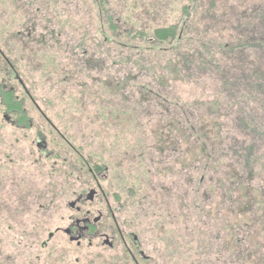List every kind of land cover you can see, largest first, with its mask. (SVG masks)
<instances>
[{
	"label": "rangeland",
	"instance_id": "1",
	"mask_svg": "<svg viewBox=\"0 0 264 264\" xmlns=\"http://www.w3.org/2000/svg\"><path fill=\"white\" fill-rule=\"evenodd\" d=\"M123 1H104L107 12L129 16L135 26L102 43L89 2L0 0V97L12 91L30 118L28 127L11 124L3 116L16 119L0 101V264L54 259L39 244L46 225L36 222L55 221L52 214L86 183L82 160L101 167L103 186L124 205L120 218L132 222L161 264H264V97L224 100L221 78L206 66L162 73L166 61L177 63L170 45L152 51L141 41L150 29L176 23L182 1L161 0L153 13L152 0H137L134 8L128 5L134 0ZM209 26L199 29L214 50L231 29ZM185 33L189 44L178 52L195 62L187 48L196 37ZM81 42L100 65H77ZM115 78L125 82L122 97L111 94ZM140 94L147 98L138 104ZM214 100L223 103L217 123L214 114L200 118ZM169 118L184 137L204 133L201 143L192 139L195 157L192 140L178 138L175 146V137L167 145L157 138V126ZM251 119L254 126L246 123Z\"/></svg>",
	"mask_w": 264,
	"mask_h": 264
},
{
	"label": "trees",
	"instance_id": "2",
	"mask_svg": "<svg viewBox=\"0 0 264 264\" xmlns=\"http://www.w3.org/2000/svg\"><path fill=\"white\" fill-rule=\"evenodd\" d=\"M84 1L86 3L89 2L90 8H93L95 11L93 17L94 20L98 22L97 30L101 35L102 43H112L113 36L116 35V37H119V32L123 33L126 29H131L135 26L131 23L129 16H119V13L115 17L112 11L108 13L104 3L106 0ZM120 1L126 3L123 0ZM152 1L156 6H148L149 11L151 13L158 12L161 6V0ZM181 1L182 5L178 9L180 13L179 20L174 24L158 25L150 29L141 41V43L151 45L152 51H160L161 48L159 45H170L169 49L172 50V55L177 59V63L171 65V61H166L165 68H160L164 71H162V73H169L171 76L179 72V67L183 68V70L191 69V71H195L201 68V66H206V68L214 69V73L221 78L219 82L222 93L224 94V100L228 101L227 99H230L236 103L243 98L247 100L256 98L262 99L264 97L262 96L264 93V0H260L258 3L250 2L246 4L245 2L243 4L238 2L240 0ZM136 3L137 0H134L128 5L134 8ZM24 7H27V5H24ZM227 12L229 13L226 14ZM121 14H124V12H121ZM209 22L211 24L216 22L229 25L231 29V33L226 37V40L216 46L214 49H217L216 51L210 47L211 40L208 34L201 32L202 29H204L205 32L211 30ZM185 30H187V33H185ZM184 33L185 35L188 33L193 34V36L196 37L194 44H192L193 46L188 45L189 48H187V51L192 53L195 58V62L191 60V54L188 56L178 52L179 48L189 44L186 41V36L184 37ZM80 47L81 59L78 60L79 64H77L80 68L90 69V67L101 64L99 58H97L96 61L91 60L94 56L90 55L87 49L83 48L82 42ZM136 62L142 64L144 60L138 57ZM137 68L142 69V66L137 64ZM162 75L164 76L165 74ZM115 79L116 82L110 84V87L114 89V92L111 94H119L121 96L125 87V82H119L117 78ZM239 92L243 94L241 95ZM156 95L159 94L157 93ZM146 98L147 97H143V94H140L136 103H143ZM0 100L1 105L5 107V111L11 114L13 118L15 117L17 125L20 124L23 127L29 126L30 118L21 102L19 100L14 101L15 97L12 91H5L1 95ZM226 105L228 107L231 104L226 102ZM222 107L223 103H221V101L218 102V100H214L209 102L207 105H204L207 114L201 113L200 118L204 119L206 115L210 116L214 114L216 115L214 122L217 123L216 118L221 114ZM170 119L172 118L167 119L164 123L166 125L160 128L157 126L159 130L157 138L160 142L167 145L172 142L171 138L174 137L175 140L172 142V145L175 144V146L177 145L178 138L179 140L183 138L185 142H189V140L192 139H197L198 143L202 142L201 137H205L204 133H188L186 137H184V128L179 126L180 124L177 120L173 121ZM246 123H248V126L255 125H251V123H253L252 119L250 122L247 121ZM204 124L205 123L201 126L202 128ZM188 126L191 129L193 128L190 123H188ZM196 130H200V127H197ZM212 130L216 131V128L213 126ZM205 131L208 130L205 129ZM172 132L173 136H170L169 134ZM193 140L188 143V151L192 158L195 157L194 150L197 148V146L194 148L195 142ZM183 144L185 145V143ZM201 145L202 144H199L198 146ZM185 149H187V147H185ZM185 155L187 154L185 153ZM164 166L166 169L167 165Z\"/></svg>",
	"mask_w": 264,
	"mask_h": 264
},
{
	"label": "flooded vegetation",
	"instance_id": "3",
	"mask_svg": "<svg viewBox=\"0 0 264 264\" xmlns=\"http://www.w3.org/2000/svg\"><path fill=\"white\" fill-rule=\"evenodd\" d=\"M3 58L5 56L2 55ZM12 89V88H11ZM16 98L14 101H17ZM31 102L33 100L30 98ZM1 101V100H0ZM6 120L11 121L10 116ZM42 118L51 126L48 119ZM53 128V127H52ZM36 149L45 153L43 138L36 136ZM80 173L87 175L86 183L76 189L71 196L62 202L52 215L55 221L36 222V226H45V238L40 241V247L54 259L46 264H161L154 258L145 242L138 234L132 222L121 219L124 205L115 193L109 192L103 186L97 164L89 166L86 160L78 161ZM16 224L15 221H11ZM31 222L30 226H33ZM25 243L33 249V238L27 237ZM66 247V248H64ZM67 256L74 257L72 262L65 260ZM82 256L84 258H82ZM44 263V264H45ZM25 264H34L27 260Z\"/></svg>",
	"mask_w": 264,
	"mask_h": 264
}]
</instances>
